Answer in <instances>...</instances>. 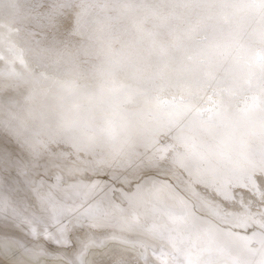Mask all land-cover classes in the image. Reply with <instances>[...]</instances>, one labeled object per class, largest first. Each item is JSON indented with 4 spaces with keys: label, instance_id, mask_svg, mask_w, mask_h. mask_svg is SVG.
<instances>
[{
    "label": "bare ground",
    "instance_id": "1",
    "mask_svg": "<svg viewBox=\"0 0 264 264\" xmlns=\"http://www.w3.org/2000/svg\"><path fill=\"white\" fill-rule=\"evenodd\" d=\"M98 1L0 0V139L61 171L159 177L151 228L125 235L171 254L189 234L182 214L195 202L192 186L226 187L264 173V30L214 16L216 0ZM199 30L218 48L193 69L185 42ZM37 53L47 70L37 68ZM75 55L91 65L68 67ZM101 62L128 86L111 135L87 130L102 113L84 85ZM0 195L16 211H32L31 193L4 187ZM5 245L30 249L35 264H66L33 240L0 235V251ZM106 251L95 259L118 255Z\"/></svg>",
    "mask_w": 264,
    "mask_h": 264
},
{
    "label": "snow or ice",
    "instance_id": "2",
    "mask_svg": "<svg viewBox=\"0 0 264 264\" xmlns=\"http://www.w3.org/2000/svg\"><path fill=\"white\" fill-rule=\"evenodd\" d=\"M60 169L54 161L41 165L0 139V189L31 193L32 208L16 211L11 198L0 195V235L36 241L66 264H264V173L226 187L192 186L195 202L182 214L189 234L170 254L125 235L132 226L151 228L159 177L133 181L137 172ZM105 250L118 255L95 259ZM0 264L18 261L14 254L0 256Z\"/></svg>",
    "mask_w": 264,
    "mask_h": 264
},
{
    "label": "clouds",
    "instance_id": "3",
    "mask_svg": "<svg viewBox=\"0 0 264 264\" xmlns=\"http://www.w3.org/2000/svg\"><path fill=\"white\" fill-rule=\"evenodd\" d=\"M210 11L225 22L255 21L264 30V0H216L210 6ZM185 48L186 61L195 69L203 57L216 54L218 45L207 34L194 32L187 38ZM36 64L38 69L47 70L49 67L39 53L36 54ZM84 88L95 100L102 113L101 118L93 120L87 130L100 135L113 134L116 117L128 86L121 81L117 71L112 70L106 62H101ZM13 254L18 264H35V256L28 248L13 249L5 245L0 251V256Z\"/></svg>",
    "mask_w": 264,
    "mask_h": 264
},
{
    "label": "rangeland",
    "instance_id": "4",
    "mask_svg": "<svg viewBox=\"0 0 264 264\" xmlns=\"http://www.w3.org/2000/svg\"><path fill=\"white\" fill-rule=\"evenodd\" d=\"M60 1V0H59ZM71 3H74V4H76L75 2H72V0H71ZM99 6H104V5H100V0L98 1V3H97ZM77 5V4H76ZM42 6V5H41ZM33 8H35L34 6H33ZM35 11H36V9H34ZM99 10V7H95V11L97 12ZM103 10V8L101 9V11ZM106 11V13L108 12V10H105ZM107 15H109V14H106V16ZM108 22H112V21H108ZM109 23H107V25H106V28H108L109 29V27H110V30L111 31H114V27L113 26H110V25H112L111 23L108 25ZM32 30H34L33 28H32ZM33 34H36V36L38 37V31H37V29H36V31H31ZM199 32H201L200 30H199ZM112 34H114V33H109V35H112ZM43 45V44H42ZM92 53V52H91ZM85 58V57H84ZM84 58L81 60V56H76L75 55V61H73V58H70L69 59V66L68 67H70V68H72V69H80V68H82L83 66H85L86 64H87V67H89L90 65H91V63H92V61H88V63H85V61H84ZM85 60H86V58H85ZM83 61V62H82ZM85 63V64H84ZM82 64H84V65H82ZM82 65V66H81Z\"/></svg>",
    "mask_w": 264,
    "mask_h": 264
}]
</instances>
